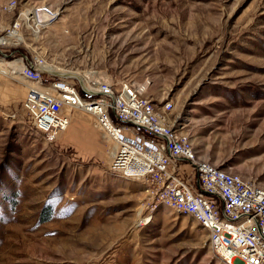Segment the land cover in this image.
Wrapping results in <instances>:
<instances>
[{"label": "rangeland", "instance_id": "374dc122", "mask_svg": "<svg viewBox=\"0 0 264 264\" xmlns=\"http://www.w3.org/2000/svg\"><path fill=\"white\" fill-rule=\"evenodd\" d=\"M6 1L0 33L24 7L56 11L7 63L41 54L77 87L145 83L201 157L264 187V0H15L14 12ZM28 84L0 70V264H225L192 216L109 168L88 113L54 138L35 128Z\"/></svg>", "mask_w": 264, "mask_h": 264}, {"label": "built area", "instance_id": "2783aa9c", "mask_svg": "<svg viewBox=\"0 0 264 264\" xmlns=\"http://www.w3.org/2000/svg\"><path fill=\"white\" fill-rule=\"evenodd\" d=\"M1 8L14 12L16 1L8 0ZM24 11L4 27L9 38L0 45V60L25 42L16 32L40 33L56 18L48 4ZM25 35V40L31 38ZM44 58L20 56L22 74L29 80L23 107L35 128L54 138L67 128L74 111L88 113L111 144L112 171L146 183L155 203L192 216L207 230L212 252L225 264H264L263 186L201 157L190 134L166 117L171 102L160 108L144 96L143 84L86 77L89 87H77L38 68ZM191 170L195 179L189 178Z\"/></svg>", "mask_w": 264, "mask_h": 264}, {"label": "bare ground", "instance_id": "6f19581e", "mask_svg": "<svg viewBox=\"0 0 264 264\" xmlns=\"http://www.w3.org/2000/svg\"><path fill=\"white\" fill-rule=\"evenodd\" d=\"M17 5V4H16ZM41 5H46V4H41ZM27 9V7H24L23 9H21L23 12H27V11H24V10H26ZM4 11H6V10H4ZM6 12H11V11H6ZM45 14H46V12H44ZM52 23V22H51ZM50 23V24H51ZM49 24V25H50ZM43 30H41L40 32H42ZM23 32V31H22ZM16 32V34L18 33V39L19 40H24L25 41V39H26V35L25 34H27V35H30V36H38V34H39V32L37 33V30L33 33V34H28L27 32ZM22 33V34H21ZM4 32H2V33H0V45L2 44V46H5L6 45V43H4L3 42V39H5V40H8V35L7 34H4ZM8 44H11V43H8ZM39 56L40 57H43V55H41V54H39ZM45 59V58H44ZM41 60L40 62L42 63V65H39L38 66V68H40V69H43V70H50V71H53V72H56L55 70V68H57L56 66H54L53 64H50L48 61H45V60ZM6 60H8V59H6ZM3 61V60H2ZM4 61H5V59H4ZM1 62V61H0ZM47 62V63H46ZM42 66V67H41ZM22 69H23V64H22V62H21V60H17V61H14L13 63H7L6 61H5V63H0V70H6V71H9L10 72V74H12L15 78H19V79H26L25 77H24V75L22 74ZM58 69V68H57ZM7 73V72H6ZM57 73V72H56ZM70 73V72H69ZM64 74V73H63ZM81 75V74H80ZM81 76H83V75H81ZM77 79H80L79 81L81 82V84L82 85H84L85 87H89V84L88 83H86L84 80H82L81 78H79V77H76ZM28 82H29V80L28 79H26ZM88 80V79H87ZM143 85L145 86V89H146V84L145 83H143ZM29 86V85H28ZM147 90V89H146ZM91 116V115H90ZM70 124V123H69ZM69 126V125H68ZM67 126V127H68ZM65 130V129H64ZM63 131V130H62ZM61 132V131H60ZM100 132V131H99ZM100 134L102 135V133L100 132ZM57 136V135H56ZM103 136V135H102ZM104 137V136H103ZM105 138V137H104Z\"/></svg>", "mask_w": 264, "mask_h": 264}, {"label": "water", "instance_id": "95a60500", "mask_svg": "<svg viewBox=\"0 0 264 264\" xmlns=\"http://www.w3.org/2000/svg\"><path fill=\"white\" fill-rule=\"evenodd\" d=\"M78 80H80V79H78ZM80 82V81H79ZM81 83V82H80Z\"/></svg>", "mask_w": 264, "mask_h": 264}, {"label": "crops", "instance_id": "0c3cea01", "mask_svg": "<svg viewBox=\"0 0 264 264\" xmlns=\"http://www.w3.org/2000/svg\"><path fill=\"white\" fill-rule=\"evenodd\" d=\"M26 86V85H25Z\"/></svg>", "mask_w": 264, "mask_h": 264}]
</instances>
